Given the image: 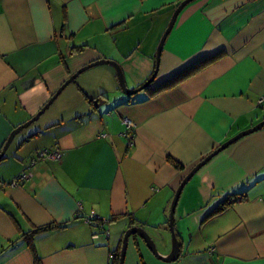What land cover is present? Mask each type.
<instances>
[{
	"label": "crops",
	"instance_id": "1",
	"mask_svg": "<svg viewBox=\"0 0 264 264\" xmlns=\"http://www.w3.org/2000/svg\"><path fill=\"white\" fill-rule=\"evenodd\" d=\"M184 1L0 0V153L94 62L116 63L127 90L145 84ZM263 95L264 0L189 3L149 87L125 96L114 67L98 65L14 136L0 160V264H114L134 227L166 259L179 184L264 121ZM44 150L61 160L40 158ZM231 194L245 199L212 214ZM173 226L176 261L159 260L132 236L123 264H264V128L199 169L180 194Z\"/></svg>",
	"mask_w": 264,
	"mask_h": 264
},
{
	"label": "water",
	"instance_id": "2",
	"mask_svg": "<svg viewBox=\"0 0 264 264\" xmlns=\"http://www.w3.org/2000/svg\"><path fill=\"white\" fill-rule=\"evenodd\" d=\"M193 1H195V0H185L183 3H181V5L174 12V14L172 16V19H171V21H170V23L168 25V28L166 29V31H165V33H164V35H163V37H162V39H161V41L159 43L158 49H157L155 71H154L153 75L151 76V78L147 82H145V84H143L141 87L137 88L136 90H132V91L127 90L119 66L116 63L111 62V61L100 60V61L94 62V63L82 68L76 74L71 76L69 78V80H67L65 82V84L53 96V98L50 99V101L40 110V112L32 120H30L28 123L24 124L23 126L17 128L16 130H14L10 134V136H9V138H8V140H7L6 144H5L2 152L0 153V160L2 159L5 151L7 150L8 146L11 143L12 139L14 138V136L17 133H19L21 130H23L24 128L28 127L31 123L35 122L48 109V107L54 101V99L59 95V93L69 83H71L78 75H80L81 73L87 71L90 68L96 67L98 65H103V64L113 66L115 71H116V74H117L119 88H120L122 94L125 95V96L135 95L136 93L141 92L144 89H146L147 87H149L150 84L153 82V80L155 78V75H156L157 65H158V62H159V57H160V54H161V50H162L163 44L165 42V39H166L167 35L170 32L175 20H176L177 15L179 14V12L181 11V9L183 7H185L186 5H188L189 3L193 2ZM95 103H96L97 106H99V105L105 103V101L99 99ZM263 128H264V121L261 122L260 124H258L257 126L251 128V129H249V130H247L245 132H242V133L238 134L237 136H235L234 138L230 139L228 142L224 143L219 148H217L215 151H213L211 154H209L206 158L201 160L196 166H194L192 168V170L181 181V183L179 184L178 189L175 192V195H174L171 207H170V212H169L168 229H169L170 236H171L172 248H171V252H170L169 256L166 259L161 258V257L158 256L155 244H154L153 240L151 239V237L145 231H143L141 228H135L134 227V228L128 229L123 235V238H122V241H121V249H120V253H119V262H118V264H123L124 263V257H125V253H126L127 244H128L129 239L132 236L139 237L143 241V243L145 244L146 248L156 258H158L159 260H162L164 262L176 261L178 256H179L180 243H179V241L177 239V236H176V234L174 232L173 216H174V212H175V209H176V206H177V203H178V200H179V197H180V194H181L183 188L189 182V180L199 171V169H201L211 158H213L219 152L223 151L224 149H226L227 147H229L230 145H232L234 142L238 141L239 139H241V138H243L245 136H248L250 134H253L255 132H258V131L262 130Z\"/></svg>",
	"mask_w": 264,
	"mask_h": 264
},
{
	"label": "trees",
	"instance_id": "3",
	"mask_svg": "<svg viewBox=\"0 0 264 264\" xmlns=\"http://www.w3.org/2000/svg\"><path fill=\"white\" fill-rule=\"evenodd\" d=\"M216 56H213L211 58H206V59H202L200 61H198L196 64L192 65L191 66V70L197 65V67L199 65H201V62H208L209 60H213ZM190 69V68H188ZM187 71V70H186ZM175 79V78H174ZM172 81V80H171ZM168 83L170 82H167L164 84V86L168 85ZM163 86V87H164ZM177 167V165H175ZM244 196L241 194H231L229 196L226 197V199L215 209L213 210L212 214H218V213H221L225 208H227L228 206L232 205V204H235V203H238V202H242L244 201ZM119 251L116 252L115 256H114V264H118L119 262Z\"/></svg>",
	"mask_w": 264,
	"mask_h": 264
},
{
	"label": "built area",
	"instance_id": "4",
	"mask_svg": "<svg viewBox=\"0 0 264 264\" xmlns=\"http://www.w3.org/2000/svg\"><path fill=\"white\" fill-rule=\"evenodd\" d=\"M257 105L258 107H264V95L259 98ZM124 124L127 127V130H131L133 128V125L127 120L124 121ZM39 157L42 159H48L53 161L61 160V154L56 150L54 151L44 150L39 153ZM23 179H25V177L21 176L17 179V181H22ZM13 184H16V182H13Z\"/></svg>",
	"mask_w": 264,
	"mask_h": 264
},
{
	"label": "rangeland",
	"instance_id": "5",
	"mask_svg": "<svg viewBox=\"0 0 264 264\" xmlns=\"http://www.w3.org/2000/svg\"><path fill=\"white\" fill-rule=\"evenodd\" d=\"M111 106L112 105L107 104V110H110L111 109ZM111 111H113V110H111Z\"/></svg>",
	"mask_w": 264,
	"mask_h": 264
}]
</instances>
